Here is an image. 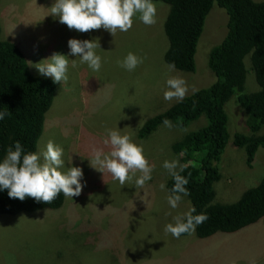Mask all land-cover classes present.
Returning a JSON list of instances; mask_svg holds the SVG:
<instances>
[{"label":"rangeland","instance_id":"1","mask_svg":"<svg viewBox=\"0 0 264 264\" xmlns=\"http://www.w3.org/2000/svg\"><path fill=\"white\" fill-rule=\"evenodd\" d=\"M53 2L0 0V22L5 37L10 34L17 43L29 46L26 49L34 64L53 53L64 54L69 39L99 41L101 49L96 52L103 60L101 70L93 72L82 64L84 72L80 77L77 67L69 69L68 89L45 114L39 145V152L45 150L44 140L62 146L65 167L73 161L82 168L86 181L84 197L71 208L63 207L61 213L48 212L42 222L29 219L12 225L17 219L3 222L0 217V264H264V217L238 233H216L205 239H198L194 233L180 240L167 233L165 226L173 223V217L191 209L187 197L172 209L168 190L159 187L162 183L166 186L171 178L163 163L166 159L176 160L170 146L183 137V131L174 130L172 124L171 127L163 124L150 136L137 137L149 118L165 112L176 102L164 99L168 78L183 77L189 85L187 95L193 93V87L206 88L215 82L206 58L210 49L225 37L228 22L225 10L212 7L198 42L195 72L186 73L169 71L163 60L168 47L163 31L168 5L154 2L156 24L148 26L134 18L131 29L118 30L112 36L103 28L89 32L70 30L58 18L48 15ZM6 24L11 27L6 28ZM129 52L143 58V63L131 72L118 64ZM245 61L247 64L248 59ZM245 89L247 93L258 89L251 72L247 73ZM224 110L230 139L217 163L222 178L214 185L213 203L227 204L235 202L264 176V148H258L252 165L247 167L245 150L232 144L234 133H248L245 111L234 97ZM206 123L205 118H200L191 122L188 129L198 130ZM116 126L143 146L147 160L154 165L152 179L142 188L135 185V178L121 186L110 173H101L89 164L94 147L110 151L102 141L106 130ZM77 197L80 195L73 200Z\"/></svg>","mask_w":264,"mask_h":264},{"label":"trees","instance_id":"2","mask_svg":"<svg viewBox=\"0 0 264 264\" xmlns=\"http://www.w3.org/2000/svg\"><path fill=\"white\" fill-rule=\"evenodd\" d=\"M154 2L169 6L163 24L168 40L163 60L167 65L174 63L176 70L186 73L195 72L198 42L212 7L216 5L227 14L225 37L210 49L206 58L207 67L216 78L215 82L198 89L195 94L187 95L183 102H176L165 112L148 119L138 130L137 137L143 139L150 136L163 125L165 119L171 122L174 130L183 131V137L172 143L170 149L173 158L184 165L180 174L189 180L186 187L190 194L186 197L191 208L196 209L194 214L206 213L208 216L205 222L196 227L195 236L205 239L216 233L240 232L264 217V176L256 186L243 191L233 203H213L214 185L222 178L217 163L230 139L228 116L224 106L231 98L236 99L246 114L244 124L248 133H234L232 144L245 150L247 167L252 165L258 148H264V1ZM7 15L10 16L11 13ZM5 27L9 29L11 24H6ZM16 28L17 26L14 33ZM8 35L9 37H5L4 27L0 22V111L8 113L0 121V159L16 141H20L26 152H39L45 114L69 85V80L66 83H53L51 78L38 73L29 50L26 49L29 46L23 45L21 41L17 43L12 35ZM68 53L69 50L66 49L64 54ZM69 59L74 58L69 56ZM75 60L78 65L76 73L81 77L84 65L78 59ZM248 72L254 75L258 86L256 91L249 93L245 89ZM200 118L207 120L203 128L188 129L191 122ZM75 165L72 161V165L66 167ZM138 174L140 173L137 172V177ZM173 184L171 176L166 182L168 192ZM83 197L84 189L80 197L73 201L61 193L52 203L46 204L36 202L30 197L23 201L9 198L5 190L0 192V217L3 222H8L6 219L10 218L17 219L12 225L29 219L42 222L48 212L61 213L65 207L71 208L74 202H79ZM184 238H189V234H182L178 239Z\"/></svg>","mask_w":264,"mask_h":264},{"label":"clouds","instance_id":"3","mask_svg":"<svg viewBox=\"0 0 264 264\" xmlns=\"http://www.w3.org/2000/svg\"><path fill=\"white\" fill-rule=\"evenodd\" d=\"M49 8L48 15L58 18L70 30L79 32L103 28L114 36L118 30L127 32L131 29L134 18L148 26L157 23V5L154 0H54ZM67 46L68 54L53 53L49 58L36 63L34 67L38 73L50 77L53 83H66L69 80L70 60L72 69L78 66L76 60L69 59V56L79 57V63L86 64L93 72L101 70L103 60L96 52L98 48L101 49L98 39L72 38L67 41ZM142 63L143 58L132 52L118 61L119 66L129 72ZM167 67L169 71H175L174 63H169ZM165 83L164 99L183 102L189 91L187 81L181 76H173ZM192 92L195 94L198 89L193 87ZM7 115V112L0 111V121ZM163 124L171 127L167 119ZM42 143L46 145L42 152H26L20 141L7 149L6 155L0 159V192L7 190L9 198L23 201L30 197L46 204L52 203L62 193L65 198L73 201V197L79 196L86 186L82 168L65 167L63 147L52 141L44 140ZM102 143L109 146L110 151L106 153L103 148L97 147L92 149L91 161L88 162L93 169L101 173L107 171L121 186L135 178V185L142 188L152 179L154 165L147 160L143 146L135 143L130 135L122 134L116 126L115 129L106 130V138ZM163 167L174 181L167 199L169 206L176 209L182 198L190 194L186 187L189 180L180 174L184 165L178 160H166ZM137 172L140 173L138 177ZM159 187L165 190L166 186L162 183ZM194 213L196 209L192 207L174 216L173 223L167 224L165 231L177 239L182 234L193 235L196 227L208 219L206 213Z\"/></svg>","mask_w":264,"mask_h":264}]
</instances>
